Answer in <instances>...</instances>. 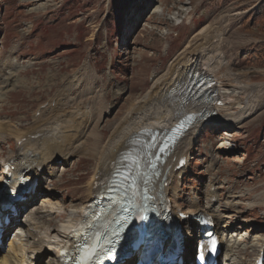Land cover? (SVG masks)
<instances>
[{"label": "rangeland", "instance_id": "obj_1", "mask_svg": "<svg viewBox=\"0 0 264 264\" xmlns=\"http://www.w3.org/2000/svg\"><path fill=\"white\" fill-rule=\"evenodd\" d=\"M260 5L264 0H0V125L28 128L68 82L74 87L62 108L92 109L95 116L83 137L87 152L68 157V166L55 160L28 208L48 210L40 202L46 189L55 194L54 207L83 204L95 165L90 143L102 145L110 134L116 140L112 131L153 76L160 77L174 55L209 26L223 33L222 52L234 77L262 84L264 15L254 14ZM12 150L0 147V158ZM186 161L172 183L179 204L196 201L202 208L215 193L212 204L218 198L239 203L229 210L214 206L223 216L219 226L230 225L227 231L240 247L264 237V208H250L264 191V105L233 126L204 121ZM240 194L242 199L233 200ZM61 223L55 220L54 228ZM247 250V257L234 254L231 262L252 264L255 253Z\"/></svg>", "mask_w": 264, "mask_h": 264}, {"label": "bare ground", "instance_id": "obj_2", "mask_svg": "<svg viewBox=\"0 0 264 264\" xmlns=\"http://www.w3.org/2000/svg\"><path fill=\"white\" fill-rule=\"evenodd\" d=\"M238 14L242 13L234 15ZM222 34L214 26L200 31L192 42H187L188 44L186 43L174 55L160 77L153 76L150 88L126 111L125 116L112 131V136H115L116 140H111L110 134L102 145L98 141L90 143L96 150L93 156L94 173L86 187L85 197H80L85 198L81 206L72 203L69 207L64 204L54 207L56 204L52 201L55 194L51 189H46L44 193L42 192L44 197L40 202L48 210L42 205L38 209L28 208L34 198L40 195L39 186L44 183L43 173L51 169V164L55 160H64L63 164L68 166V162L65 161L68 157L88 150V141L83 140V137L92 124V118L95 117L93 110L65 109L62 108L64 104L61 106V102L64 103L67 99L66 93L74 85L68 82L61 87L48 106L39 111V117H33L28 128L22 130L16 126L0 125L1 149L4 145L13 147L10 154L0 158L2 168L0 189L8 178L15 182L18 175L30 182L37 181L35 193L26 196V202L19 206L18 216L10 219V225H17L20 231L15 232L13 237L7 240L6 249L4 246L0 247V264H60L57 262L58 250L70 240V234L82 221L88 204L105 196V189L100 183L113 173L115 165H122V161H129L131 158L135 161V166L144 168L146 163L143 162V156L152 149L151 138L169 131L188 114H201V117L181 139L168 148L155 169L147 171L145 178L147 187L151 189L158 203L166 202L170 216L184 226L186 245L191 246V240L199 235L196 231L199 228L196 218L204 215L218 222L216 229L222 230L220 241L229 264H234L231 262L234 254L247 257L249 248L255 253L252 264L256 258L264 257V237L254 238L252 244L248 239L243 247H240L241 245L234 239V234L227 231L231 226H219L223 216L218 213L221 210L217 211L214 205L217 204L219 209L224 207L229 210L234 209L239 203L222 202V199L218 198L212 204L210 201L217 198L216 194L212 193L209 195V204L202 208L196 201L179 204L181 199L178 195L179 188L178 186L172 188L173 179L184 173V168L176 171L175 167L180 159L187 158L199 127L204 121L210 123L212 127L221 124L233 126L264 105V82L262 84L243 82L229 71L230 65L225 61L221 47ZM193 75L202 78L208 87L211 97L206 102L194 100L193 91L187 92V85ZM72 79L75 80L74 77ZM52 103L54 108L51 106ZM203 109L207 111L205 114L201 112ZM7 163L13 168L10 177L3 170V165ZM48 177L57 176L49 173ZM50 182L53 183L54 179L51 178ZM238 184L241 185L240 182L236 183V188ZM243 197V194L232 196L233 200ZM256 199V202L250 203V208L254 211L260 210V207L264 208V191L253 197L254 201ZM262 215L264 218V212ZM57 219L62 223L54 228Z\"/></svg>", "mask_w": 264, "mask_h": 264}, {"label": "snow or ice", "instance_id": "obj_3", "mask_svg": "<svg viewBox=\"0 0 264 264\" xmlns=\"http://www.w3.org/2000/svg\"><path fill=\"white\" fill-rule=\"evenodd\" d=\"M193 95H195V93H193ZM129 162L132 163V164H135V161L134 160H131V158H129ZM124 180L127 181L128 180V177H124ZM215 243H216L215 240H211L205 246H210L211 248L214 249L215 248ZM200 258L203 259L204 258L203 255H201Z\"/></svg>", "mask_w": 264, "mask_h": 264}, {"label": "trees", "instance_id": "obj_4", "mask_svg": "<svg viewBox=\"0 0 264 264\" xmlns=\"http://www.w3.org/2000/svg\"><path fill=\"white\" fill-rule=\"evenodd\" d=\"M226 1H234V0H226ZM254 14H261L264 15V5H260L258 7V10L256 12H254Z\"/></svg>", "mask_w": 264, "mask_h": 264}]
</instances>
